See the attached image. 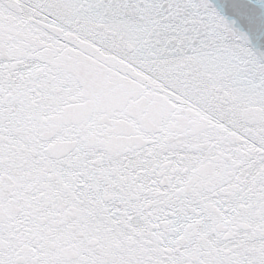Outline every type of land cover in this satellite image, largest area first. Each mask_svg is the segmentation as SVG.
<instances>
[{
	"label": "snow or ice",
	"instance_id": "6c2138e0",
	"mask_svg": "<svg viewBox=\"0 0 264 264\" xmlns=\"http://www.w3.org/2000/svg\"><path fill=\"white\" fill-rule=\"evenodd\" d=\"M0 264H264V0H0Z\"/></svg>",
	"mask_w": 264,
	"mask_h": 264
}]
</instances>
